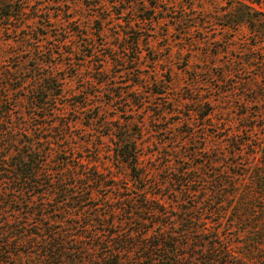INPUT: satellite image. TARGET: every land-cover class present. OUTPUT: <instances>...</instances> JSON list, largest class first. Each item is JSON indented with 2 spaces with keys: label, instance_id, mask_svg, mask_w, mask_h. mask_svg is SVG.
<instances>
[{
  "label": "rangeland",
  "instance_id": "rangeland-1",
  "mask_svg": "<svg viewBox=\"0 0 264 264\" xmlns=\"http://www.w3.org/2000/svg\"><path fill=\"white\" fill-rule=\"evenodd\" d=\"M116 1L104 21L83 0H0L1 136L44 123L41 135L58 144L50 164L69 169L56 175L63 183L38 185L45 195L0 180V264H51L40 241L51 224L75 248L147 218L196 228L191 244L216 238L233 261L264 264V0ZM149 4L158 7L143 19ZM47 75L62 82V96L48 99L60 110L32 120L31 91ZM125 134L137 137L144 183L116 154ZM62 184L81 188L66 199ZM144 186L168 215L131 205L146 204Z\"/></svg>",
  "mask_w": 264,
  "mask_h": 264
},
{
  "label": "trees",
  "instance_id": "trees-1",
  "mask_svg": "<svg viewBox=\"0 0 264 264\" xmlns=\"http://www.w3.org/2000/svg\"><path fill=\"white\" fill-rule=\"evenodd\" d=\"M85 5L92 10L93 16L98 17L100 20H108L114 18V13L111 11L110 5H117L116 0H83ZM253 3L254 0H249ZM260 0H258L259 2ZM257 2V3H258ZM112 3V4H111ZM114 3V4H113ZM127 3L131 4H143V0H130ZM120 4V3H119ZM147 10L142 17L143 19H151L154 11L158 6L155 4H149ZM251 8V6L246 5ZM117 15H121V11L115 12ZM252 17V16H251ZM253 19V18H252ZM245 21L248 22L247 19ZM251 21V20H249ZM58 83V84H57ZM62 82H58L55 76L47 75L43 79V83L37 85L31 91L30 102L33 104L30 109L32 110L31 119L40 118L46 119L56 114L57 108L49 109L48 99L57 100L59 96H62ZM51 113V114H50ZM57 116V115H56ZM2 118V119H1ZM0 120L4 121V116H0ZM46 127V124L32 123L29 128L16 129L10 132L11 137L7 139L1 134L6 130H0V170L2 171L1 181L9 180L12 183L18 184L13 188V191L22 193H49V189L43 188V191L35 192L38 185L48 186L50 183H57L60 181L63 183V178H56V175L60 177L65 171L69 169H55L50 164V152L52 147L57 142H54L48 135H41V130ZM55 139V138H54ZM58 145V144H57ZM6 146H20L18 148H12L5 154ZM43 146V147H42ZM48 146V148L46 147ZM116 154L117 156L127 164L130 169V175L135 181H141L144 183L145 173L140 171L138 151V140L136 136L132 135H120L116 142ZM11 158L13 164L6 163ZM4 170L1 168L4 166ZM5 171V172H4ZM88 176V174H82ZM71 176V174H70ZM73 177L75 175L73 174ZM77 178V176H76ZM99 176L93 177L95 181H99ZM260 181L264 182V172L259 173ZM50 186V185H49ZM61 185L56 187L62 192L66 193V199H70L69 188H81L78 184H71V186L64 187ZM147 186L142 188L138 187L140 193L143 195L144 203L139 204L134 198H129L132 201L131 205H135L137 209L147 211L154 215H168V213L161 212L159 209L153 206L152 200L148 196ZM74 191V190H73ZM80 191L72 192L78 193ZM85 193V192H84ZM90 194V192H86ZM92 193V192H91ZM65 199V200H66ZM61 203H64V201ZM86 202L87 200H82ZM79 207V206H78ZM45 210L47 206L45 205ZM132 209H134L132 207ZM126 212V208L112 209L111 213L115 214L119 211ZM129 214L134 215V211H128ZM47 218H51L50 214H43ZM140 224L143 225L138 230H127L118 232H99L96 230L89 236V242L87 246L70 248L68 245L70 238L62 230H58L51 225L45 227L40 235V241L42 243L43 252L42 255L45 259L51 261V264H81L85 262L87 254H94L98 252V259H93L96 264H245L241 262L233 261L235 257L230 245H221L216 238L199 237L200 244L192 243V239L188 237L190 229H196L189 227L188 230L176 231L174 230L171 222L163 223L156 220L144 221L140 220ZM146 221L152 223V226L147 227ZM154 225V226H153ZM87 229L91 228V224L85 226ZM197 231V230H196ZM199 233V232H197ZM38 235V234H37ZM7 240L5 243L8 244ZM3 244H0L2 247ZM191 249V253L189 250ZM203 253L200 258V254ZM92 257L90 256L89 260ZM201 260L205 262L202 263Z\"/></svg>",
  "mask_w": 264,
  "mask_h": 264
}]
</instances>
